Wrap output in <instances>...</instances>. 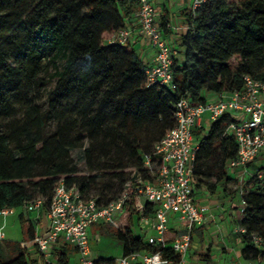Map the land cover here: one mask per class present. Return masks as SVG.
<instances>
[{"label":"trees","instance_id":"trees-1","mask_svg":"<svg viewBox=\"0 0 264 264\" xmlns=\"http://www.w3.org/2000/svg\"><path fill=\"white\" fill-rule=\"evenodd\" d=\"M139 6V0H0V211L41 199L40 212L47 213L60 182L100 207L127 193L123 226L104 223L122 243L123 255L161 253L178 261L171 247L147 241L157 207L140 206L136 178L151 179L146 158L176 126L175 106L182 99L202 105L207 94L241 89L243 76L264 83V0H206L190 11L173 90L149 87L141 57L129 43H112ZM233 121L224 114L206 131H193V196L233 181ZM75 150L83 151L86 172L75 163ZM262 155L246 165L242 180L239 225L245 232L239 235L250 242L242 251L248 261H264V254L245 253L257 245L254 237L262 242L264 236V164L256 161ZM19 218L24 242H33L39 220L24 213ZM139 221L147 230L135 232ZM201 230L193 226L192 234ZM175 237L170 232L168 242ZM13 247L19 256L0 254V264H28L27 249ZM62 249L58 264H70L69 245Z\"/></svg>","mask_w":264,"mask_h":264},{"label":"built area","instance_id":"built-area-1","mask_svg":"<svg viewBox=\"0 0 264 264\" xmlns=\"http://www.w3.org/2000/svg\"><path fill=\"white\" fill-rule=\"evenodd\" d=\"M206 0H194L190 11L199 8ZM136 13L139 32L156 50L154 64L145 70L148 86L175 89L174 65L177 49L166 40L158 21L159 13L153 0H139ZM131 30L124 28L113 38L112 43L127 44ZM243 86L232 92L215 94V100H206L202 105H192L182 99L175 106L176 126L159 142L153 154L147 156L146 167L151 179L145 180L140 175L136 178L140 202L143 208L146 202L156 205L152 218L154 235L147 241L156 248L171 247L180 256L176 261L164 257L161 253H134L122 255L112 264H182L192 241V228L204 222V212L199 210L194 201L191 186L192 161L198 145L194 144L193 131L202 128V116L207 113L208 121L213 122L224 114H231L234 121L229 126L237 145V157L229 163L230 168H242L245 174L246 165L264 152V83L257 82L249 76H243ZM126 193L117 202L107 206H98L96 200L85 201L73 188L64 182L56 187L47 215L49 229L43 235H37L33 243L43 256L46 264H52V247L62 242L75 246L81 264H98L91 259L90 228L98 222H115L124 212ZM44 202L39 199L26 203L28 213L40 212ZM244 203L240 209L243 213ZM15 213V209H3L0 218ZM177 216L182 231L168 242L170 219ZM145 221L149 219L145 218ZM5 223L0 224V242L5 239ZM236 233H244L239 225ZM255 244L259 238H253Z\"/></svg>","mask_w":264,"mask_h":264},{"label":"rangeland","instance_id":"rangeland-1","mask_svg":"<svg viewBox=\"0 0 264 264\" xmlns=\"http://www.w3.org/2000/svg\"><path fill=\"white\" fill-rule=\"evenodd\" d=\"M179 63H182V60L185 59V51L184 48H180V55L178 57ZM208 114L205 113L202 116V128L204 131L208 129L210 126V122L208 121ZM73 158L75 160V163L79 167V169L82 172H86V165L84 161V155L83 151L81 150H75L72 153ZM264 156V155H262ZM260 156V157H262ZM258 157V158H260ZM261 165L264 164V158L256 160ZM228 174L233 181L229 184H227L225 187H216L213 191L212 195L214 197L219 196L220 193H224L225 197L227 199H233V203L238 208L239 201L242 200V197L245 194V189L243 188V181H239V177L242 176L243 170L242 168H230L228 169ZM247 175H245L246 177ZM244 177V178H245ZM220 198V197H219ZM219 198H217L219 202ZM139 202H144V197H139ZM224 203V202H223ZM229 203V202H227ZM221 204V203H220ZM226 205V204H223ZM19 210L7 218V226L5 227V234H6V241L7 242H15V243H22L25 241V236L22 230V225L19 221ZM25 216L29 219H32L34 221L42 220L44 217L43 212H36V213H25ZM128 218V215L126 211L122 212V214L117 217L116 221L119 222V224L116 225V227L123 226L125 219ZM110 222H98L93 227L90 228L89 234L91 239V259L93 260H114L122 256L123 254V245L122 243L113 235L111 230H109V224H104ZM140 226H137L135 224V232H138L140 227L144 230H147V224L146 222H140ZM239 223L233 222V221H226L224 225V234H228V238L225 237L224 234H214L212 229H219L218 227L213 226V228H208L207 231L204 234V241H200V239L197 236H193V242L190 246V253H200L203 252L207 254V250L211 249L210 251V258L206 260L200 261V264H264V261H247L240 257V255L243 257V249L245 248V245L249 244L250 242H243L242 238L239 234L233 233V227L235 228V225ZM232 227V228H231ZM210 229V230H209ZM213 229V230H214ZM232 229V230H231ZM231 230V231H229ZM224 236V237H223ZM262 238V242H260L257 245H254V250L245 251V253H248L250 256H252L254 253H256L258 256L261 254H264V236L260 234ZM239 238V242L236 243L234 241L235 238ZM100 238V241H99ZM225 239V241L223 240ZM0 254H3V256L7 259L11 256L10 247L6 245V242H2L0 244ZM29 252L38 255L39 251L38 248L33 246L31 242H26V246H30ZM69 245V244H68ZM63 251V249H58L56 246L52 247L51 254L52 258L55 259L59 254ZM68 257L70 260V264H81L79 254L77 251H75V246L69 245L68 250ZM193 264H199L197 262H193Z\"/></svg>","mask_w":264,"mask_h":264},{"label":"crops","instance_id":"crops-1","mask_svg":"<svg viewBox=\"0 0 264 264\" xmlns=\"http://www.w3.org/2000/svg\"><path fill=\"white\" fill-rule=\"evenodd\" d=\"M194 0H153L154 5L159 13V18L158 21L160 25L162 26L163 22H166L167 27L162 28L164 36L168 42H170L178 52L177 55V60L179 62V55H180V44H181V37L186 33L187 31V15L190 12L192 3ZM126 28L131 30V37H130V47L132 50H134L143 60L146 66H152L154 64V58L156 54V50L150 45L149 41L144 38L140 32H139V25L137 21L136 15L132 17V19H129L126 21ZM183 61V60H182ZM206 100H215V96L212 94H207L206 95ZM203 123V122H202ZM194 144H197L196 141H194ZM246 171V169H245ZM248 172L242 174L238 179L241 182L245 175H247ZM221 187V185H217V188ZM220 197V198H219ZM219 198V202L217 200ZM194 201L195 205L199 210H203L204 212V222L201 225H195V228H202V232H194L192 234V241L193 242V236H197L200 241H204V234L207 231L208 228H213V226L218 227L219 229H212L214 234H224V225L226 221H233L238 222L240 221V209L242 207V201H239V206L238 208L236 205L233 203V199L229 200L225 197L224 193H220L219 196L214 197L212 193L207 189L203 188L199 192H197L194 195ZM224 202V203H223ZM229 202V203H227ZM221 203V204H220ZM226 204V205H223ZM19 210L18 217H20L21 213H27L25 211V208H18L15 209V213ZM14 213V214H15ZM13 215V214H12ZM11 215L7 216L6 218H0V224H4L7 226V218L10 217ZM20 221V218H19ZM49 219L47 213H44L43 219L39 220L37 224V235H43L45 234L48 229H49ZM239 226V223L235 225V228ZM232 228V227H231ZM235 228L233 227L231 230L233 231L234 234H239L235 232ZM209 229V230H210ZM229 230V231H231ZM182 231V225L179 222L177 216H172L170 219V232L174 233L175 235H178ZM155 232L151 226L150 231L148 232V236L154 235ZM225 237L228 238V234H224ZM224 237V236H223ZM148 238V237H147ZM235 238V237H234ZM91 240V239H90ZM225 241V239H223ZM6 242V245H8L13 251L11 253V257H16L19 256L20 253L17 252L16 248L13 247V245H16L18 243L15 242H7L6 241V234H5V239L2 242ZM100 241V238H99ZM234 241L236 243L239 242V238H235ZM0 242V244L2 243ZM33 246L34 243L31 242ZM22 247L27 249V254H26V259L28 264H46L43 256L39 253L38 255H34L29 252L28 249H30V246H26V242L20 243ZM190 244V246H191ZM65 245H68V243L62 242L61 244L57 245L56 247L58 249H62ZM71 245V244H69ZM1 246V245H0ZM210 247L207 250V254L200 252H194L190 253V247L187 251V254L183 260L182 264H193V262H197L200 264V261L203 259H209L210 258ZM78 253V252H77ZM3 256V254H1ZM123 255V254H122ZM4 257V256H3ZM240 257L244 259L241 255ZM5 258V257H4ZM7 258V259H9ZM120 258V257H119ZM6 259V258H5ZM52 259V264H58V259L59 256H57L55 259ZM118 259V258H117ZM114 259V260H117ZM245 260V259H244ZM248 261V260H247ZM136 264V263H133Z\"/></svg>","mask_w":264,"mask_h":264}]
</instances>
